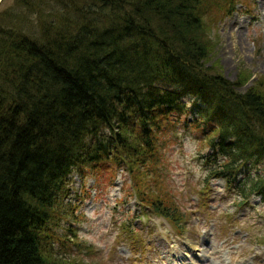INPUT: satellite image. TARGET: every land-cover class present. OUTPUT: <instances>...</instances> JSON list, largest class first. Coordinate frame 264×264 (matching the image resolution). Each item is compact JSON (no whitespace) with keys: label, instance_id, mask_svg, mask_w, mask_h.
<instances>
[{"label":"trees","instance_id":"16d2710c","mask_svg":"<svg viewBox=\"0 0 264 264\" xmlns=\"http://www.w3.org/2000/svg\"><path fill=\"white\" fill-rule=\"evenodd\" d=\"M45 1L62 10L58 24L29 0L0 10V264H81L61 258L75 232L57 231L71 173L123 168L143 182L160 136L188 114L211 148L205 190L243 175L238 205L264 201V175L250 176L264 161V88L239 92L204 66L208 0ZM18 4L48 17L39 37ZM139 196L181 231L167 199Z\"/></svg>","mask_w":264,"mask_h":264},{"label":"rangeland","instance_id":"374dc122","mask_svg":"<svg viewBox=\"0 0 264 264\" xmlns=\"http://www.w3.org/2000/svg\"><path fill=\"white\" fill-rule=\"evenodd\" d=\"M14 1L0 0V10ZM29 1L42 16L54 11L57 20L62 13L48 1ZM207 6L203 17L210 52L204 66L229 81L239 80V92L254 85L264 88V0H208ZM15 12L23 16L22 29L39 37V23L48 17L38 18V10L30 15L19 4ZM186 116L162 133L152 175L141 183L123 168H103L98 175L71 173L69 192L57 205L62 218L57 231L70 227L76 235L67 236L72 250L61 253L62 259L69 263L77 257L83 264H264V201L253 193L238 205L234 186L243 175L231 187L212 179L205 190L211 148L200 140L201 130L187 124L192 116ZM250 173L264 175V161ZM139 193L167 199L180 216L181 231L144 207Z\"/></svg>","mask_w":264,"mask_h":264}]
</instances>
